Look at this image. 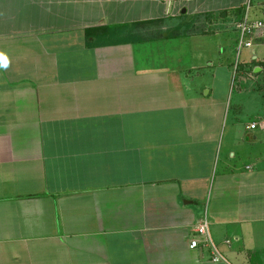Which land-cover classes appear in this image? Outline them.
<instances>
[{
    "label": "crops",
    "instance_id": "crops-1",
    "mask_svg": "<svg viewBox=\"0 0 264 264\" xmlns=\"http://www.w3.org/2000/svg\"><path fill=\"white\" fill-rule=\"evenodd\" d=\"M95 3L0 0V264H224L189 247L204 216L227 262L264 264V106L224 124L227 78L144 67L153 32L103 37Z\"/></svg>",
    "mask_w": 264,
    "mask_h": 264
},
{
    "label": "rangeland",
    "instance_id": "rangeland-1",
    "mask_svg": "<svg viewBox=\"0 0 264 264\" xmlns=\"http://www.w3.org/2000/svg\"><path fill=\"white\" fill-rule=\"evenodd\" d=\"M99 2L95 3V6H99L103 15L108 16L110 26L112 22L127 26L121 35L117 34L114 38L118 39L125 35L132 39L141 34L152 35L153 32L154 37L138 40L133 44L136 59L142 60L144 67L176 63L175 59L179 56H182L181 66L194 60L202 62L206 68L204 73H193L192 79L197 78L198 81L205 82L213 76L221 79L217 81L216 86L217 93L221 96L225 87L224 79L227 78L229 105L225 111L224 124H231L232 116L235 114V103L243 105V110L236 112L235 124L244 127L251 120L258 119L256 113L258 102L262 108L264 106V97L261 95V99H257L258 94L264 93V69L255 73L254 69L258 65L256 62L257 65L252 69L249 67L244 71L241 62L245 61L251 50L256 52L258 58L264 59V0H99ZM241 5L251 10L250 20H260L263 27L252 38L255 40L252 47L242 48L238 53L235 48L237 32L234 30L236 13L233 10ZM149 19L153 21L150 22ZM140 21L144 23L134 24ZM147 25L148 28L145 27ZM201 31L207 33L199 34ZM183 33L185 35H182ZM260 35L261 38L258 39ZM222 49L226 50V55ZM204 55H209L210 61L202 60ZM195 56L199 60L195 59ZM221 59L223 64L219 65ZM209 62H212L213 66H207ZM243 73L250 83L241 84ZM238 92H241L240 96H245L242 102H237Z\"/></svg>",
    "mask_w": 264,
    "mask_h": 264
},
{
    "label": "built area",
    "instance_id": "built-area-1",
    "mask_svg": "<svg viewBox=\"0 0 264 264\" xmlns=\"http://www.w3.org/2000/svg\"><path fill=\"white\" fill-rule=\"evenodd\" d=\"M261 27H263V24L260 20H250L246 14L234 23V30L237 32L236 48L238 53H240L242 48H251L252 38L258 31L261 30ZM250 127L253 129L255 124H251ZM207 224L208 222L204 216L202 220L195 225V235L189 240V247L196 248L200 244L205 245L209 250V258L212 262L232 264L227 262L225 258L222 257L215 244L209 239L207 233Z\"/></svg>",
    "mask_w": 264,
    "mask_h": 264
},
{
    "label": "trees",
    "instance_id": "trees-1",
    "mask_svg": "<svg viewBox=\"0 0 264 264\" xmlns=\"http://www.w3.org/2000/svg\"><path fill=\"white\" fill-rule=\"evenodd\" d=\"M238 14H240L239 9L237 10ZM240 18H242V15L240 16ZM238 18V20L240 19ZM151 22V21H150ZM149 22V23H150ZM135 25L140 24V22L138 23H134ZM125 28H127L126 25H116V26H106V28H104V32H103V37L108 36V38L112 37V36H116L117 34L121 35V33H123V31L125 30ZM202 33H207V31H204ZM182 35H185V33H183ZM141 38H136L134 40H130L131 42H134L135 40H140ZM129 40V39H128ZM122 41H125V39H122ZM260 66H264L263 62H260Z\"/></svg>",
    "mask_w": 264,
    "mask_h": 264
},
{
    "label": "water",
    "instance_id": "water-1",
    "mask_svg": "<svg viewBox=\"0 0 264 264\" xmlns=\"http://www.w3.org/2000/svg\"><path fill=\"white\" fill-rule=\"evenodd\" d=\"M184 12V9H183V11H182V13Z\"/></svg>",
    "mask_w": 264,
    "mask_h": 264
}]
</instances>
